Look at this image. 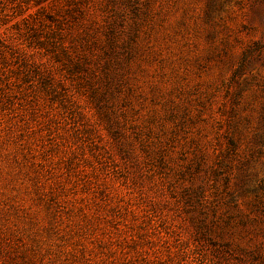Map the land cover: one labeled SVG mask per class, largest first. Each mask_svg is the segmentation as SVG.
Here are the masks:
<instances>
[{
	"label": "rangeland",
	"instance_id": "obj_1",
	"mask_svg": "<svg viewBox=\"0 0 264 264\" xmlns=\"http://www.w3.org/2000/svg\"><path fill=\"white\" fill-rule=\"evenodd\" d=\"M0 264H264V0H0Z\"/></svg>",
	"mask_w": 264,
	"mask_h": 264
}]
</instances>
